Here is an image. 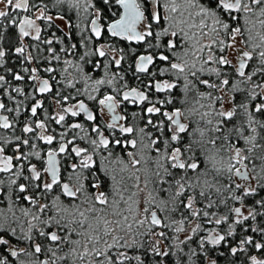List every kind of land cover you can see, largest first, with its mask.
<instances>
[{
	"label": "snow or ice",
	"instance_id": "snow-or-ice-1",
	"mask_svg": "<svg viewBox=\"0 0 264 264\" xmlns=\"http://www.w3.org/2000/svg\"><path fill=\"white\" fill-rule=\"evenodd\" d=\"M0 3V264H264V0Z\"/></svg>",
	"mask_w": 264,
	"mask_h": 264
},
{
	"label": "flooded vegetation",
	"instance_id": "flooded-vegetation-1",
	"mask_svg": "<svg viewBox=\"0 0 264 264\" xmlns=\"http://www.w3.org/2000/svg\"><path fill=\"white\" fill-rule=\"evenodd\" d=\"M94 2H95V0H94ZM0 10H7V8L5 7L4 4L0 3ZM90 11H91V10H90ZM21 15H24V14L21 13ZM89 19H91V17H89ZM62 22H63V23H61L60 20H56V21H55V24H56V25H59L61 28H64V30H65V32H66V31H67V28L65 27V22H64V21H62ZM4 23H7V21H5ZM85 23H86V22H85ZM10 31H14V29H10ZM55 31H56L55 28L49 29V30H48V33H45L44 35H50L51 32H55ZM56 35L59 36V35H61V33L56 32ZM66 43H67V42H66ZM120 46H123V45H120ZM58 47H59V46H58ZM115 55H117V57H118V56H119V53H115ZM66 58L71 59L72 57H66ZM92 59H103V58L93 57ZM13 60H15V57H13ZM130 62H131V61H128V62H122V64H121V68H122V69H127V68H128V63H130ZM17 63H18V62H17ZM9 66H11V65H9ZM112 71H116V69L113 67V68H112ZM0 74H3V73L0 72ZM123 74H124V76H125V80H127V81L129 82L130 85L134 86V85L137 83L136 80L134 79L132 73H131L130 71H129V72H126V73H123ZM102 75H103V72H102V71H98V72L93 73L94 78H99V77L102 76ZM141 77L144 78L143 74H141ZM17 83H20V82H13V86H15V84H17ZM5 88H6L8 91H10V88H8L7 85H5ZM102 91L107 92V91H109V89L107 88V86H104L103 89H102ZM13 95H16V94L13 93ZM159 95H163V94H159ZM80 98L85 99V102L89 105V107H90L91 109L95 110V108H96V102H95V101H88V100H86L85 97H80ZM4 99H5V102L8 104V107H13V106H14L13 102H12V101H8L6 96L4 97ZM17 99H18V100H19V99H22V97L17 96ZM71 103H72V101H69V104H71ZM127 107H128L129 114H130L132 111L137 110V109H136L134 106H132V105H128ZM118 111H119V109H118ZM51 112H52V109H49V113H51ZM0 114H2V115H8V116L10 117V119H11L12 116L14 115V113H7V112H2V113H0ZM23 118H24L23 116L20 117V119H23ZM38 118H39V119H43V115H40ZM70 120L81 122V123H83V124L85 125L86 128H88L89 123H91V122H87V121H85L83 114H82L80 117L70 118ZM50 127L56 128L57 131L60 130L59 126L55 125L54 123H50ZM89 131H90V129H89ZM0 132H3V134L6 135V136H7V135H11L10 132H5L4 130H0ZM107 134H108L107 131H105V135H107ZM238 182H239V181H238ZM146 191H147V190H145V192H146ZM141 195L143 196L144 193H142ZM262 195H264V193H262ZM186 226H187V225H186Z\"/></svg>",
	"mask_w": 264,
	"mask_h": 264
},
{
	"label": "rangeland",
	"instance_id": "rangeland-1",
	"mask_svg": "<svg viewBox=\"0 0 264 264\" xmlns=\"http://www.w3.org/2000/svg\"><path fill=\"white\" fill-rule=\"evenodd\" d=\"M60 22L63 23L61 20H60ZM186 227H188V226H186ZM185 235H186V233H181L180 234L181 238H183Z\"/></svg>",
	"mask_w": 264,
	"mask_h": 264
},
{
	"label": "trees",
	"instance_id": "trees-1",
	"mask_svg": "<svg viewBox=\"0 0 264 264\" xmlns=\"http://www.w3.org/2000/svg\"><path fill=\"white\" fill-rule=\"evenodd\" d=\"M222 210H223V209H222ZM222 210H221V211H222ZM207 227H208V228H211V227H213V225H207ZM164 243H167V241H165Z\"/></svg>",
	"mask_w": 264,
	"mask_h": 264
}]
</instances>
